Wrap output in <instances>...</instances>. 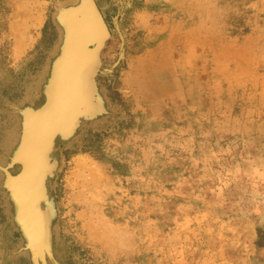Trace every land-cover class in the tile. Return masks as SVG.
Wrapping results in <instances>:
<instances>
[{
  "label": "rangeland",
  "instance_id": "rangeland-1",
  "mask_svg": "<svg viewBox=\"0 0 264 264\" xmlns=\"http://www.w3.org/2000/svg\"><path fill=\"white\" fill-rule=\"evenodd\" d=\"M88 3L86 105L24 175ZM0 264H264V0H0Z\"/></svg>",
  "mask_w": 264,
  "mask_h": 264
},
{
  "label": "water",
  "instance_id": "water-1",
  "mask_svg": "<svg viewBox=\"0 0 264 264\" xmlns=\"http://www.w3.org/2000/svg\"><path fill=\"white\" fill-rule=\"evenodd\" d=\"M63 23L68 28L67 42L63 56L56 66L57 80L53 84V89L56 90L55 97L51 102L52 105L50 103L46 110L33 116L29 122L26 147L21 154L24 175L30 171V173L36 172L40 162L44 161L43 155L62 121L77 115L79 108L86 105L83 72L90 63L96 61L101 43L109 35L104 19L93 3H88L79 8L76 13L68 15ZM89 44H93V49L88 54L85 47ZM37 119L39 123L35 125ZM34 132L36 135L40 133L36 141L33 139ZM27 190L28 185L20 190L21 199L25 205L31 202Z\"/></svg>",
  "mask_w": 264,
  "mask_h": 264
},
{
  "label": "bare ground",
  "instance_id": "bare-ground-1",
  "mask_svg": "<svg viewBox=\"0 0 264 264\" xmlns=\"http://www.w3.org/2000/svg\"><path fill=\"white\" fill-rule=\"evenodd\" d=\"M52 105V104H51ZM69 118H71V116L70 117H67L66 119H69ZM66 119H64L62 122H64ZM39 123V120L37 119L36 121H35V125H37ZM38 136H40V133H39V135H36V133L34 132V134H33V139H34V141H36V139L38 138ZM49 149V148H48ZM29 182V181H28ZM27 218V217H26ZM38 220V219H37Z\"/></svg>",
  "mask_w": 264,
  "mask_h": 264
}]
</instances>
